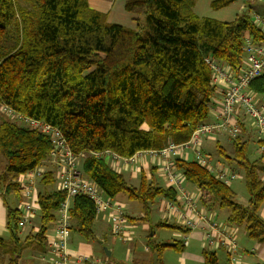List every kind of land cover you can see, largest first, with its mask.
I'll list each match as a JSON object with an SVG mask.
<instances>
[{
    "label": "trees",
    "instance_id": "trees-1",
    "mask_svg": "<svg viewBox=\"0 0 264 264\" xmlns=\"http://www.w3.org/2000/svg\"><path fill=\"white\" fill-rule=\"evenodd\" d=\"M234 1L212 0L209 6L217 10ZM194 3L124 0L126 11L144 17L142 24L134 18L136 25L131 28L108 22L107 13L91 8L88 0H0V104L58 128L71 150L83 153L81 176L111 199L121 195L138 203L143 220L150 218L158 197L173 201L175 189L144 174L137 186L129 184L111 168L104 153L129 157L137 151L188 141L200 123L211 120L215 89L205 58L226 63L236 72L245 39L264 40L247 8L224 22L197 16ZM249 89L256 99L264 100V70ZM243 119L238 115L241 133L229 139L233 154L216 147L229 165L235 162L241 169L247 204L238 203L231 188L199 165L193 154L189 153L191 158L176 155L174 162L183 179L198 189L199 204L208 210H226L227 225L242 229L248 240L263 243L264 219L259 209L264 202V164L250 159L246 135L251 133L257 148L260 140ZM51 149L49 138L39 130L28 129L0 112V197L9 233L8 239L0 238V263L7 259V264H18L26 248H44L48 227L65 193L57 189L54 168L39 176L40 185L56 188L37 192L34 222L38 228L21 240L19 179L40 168ZM8 196L18 205H10ZM69 214L70 233L74 230L85 240L97 239L90 199L74 196ZM182 245V240L147 243L158 256L166 246L179 252ZM217 250H202L203 264H219ZM224 258V264H230Z\"/></svg>",
    "mask_w": 264,
    "mask_h": 264
},
{
    "label": "built area",
    "instance_id": "built-area-1",
    "mask_svg": "<svg viewBox=\"0 0 264 264\" xmlns=\"http://www.w3.org/2000/svg\"><path fill=\"white\" fill-rule=\"evenodd\" d=\"M252 19L264 33V15L253 13ZM242 51L241 67L236 72L226 63L211 57L205 58V62L211 69L210 83L213 85L215 92L220 91L222 96L216 109L211 110L214 119L200 123L192 131L188 141L179 145L169 143L160 150L137 151L129 157L117 156L109 151L104 153L107 159L131 166L142 160L145 154L158 159L160 172L176 192L175 201L164 202L163 212L168 215H177L180 220H188L190 224L195 222L196 226L202 223L209 225L212 231L219 233L218 236L205 233V239L210 241L209 246H214L215 239L219 242L227 241L229 245H234L233 255L236 252L238 254L237 233L235 232V235V233L230 232L229 228L231 227L229 225L209 224L214 221L209 214L199 207L197 195L188 192L181 185L182 176L175 166L174 157L176 155L183 156L184 152L187 151L186 149L190 148V153L194 155V159L199 165L207 167L215 173L217 178L228 183L233 179V176L224 174L223 171L227 170L217 163L211 164V158L202 147V143L203 139L212 133H214L212 136L220 133H225L232 138L238 136L241 133L238 115H242L244 116L243 120L249 121L254 137L260 140L258 150L264 158V104L258 105L256 96L249 89L251 81L264 70V40L261 39L258 43H254L250 38H246ZM0 112L8 119L15 120L28 129L39 130L49 138L52 144L50 155H52L55 166L57 188L65 193V199L60 202L57 216L50 224L52 229L45 235V260L50 264H111L106 258L101 259L95 255L69 248L71 223L69 206L74 196L83 195L87 197L93 203L95 218L105 216L109 223L111 235L120 237L123 233L125 221L122 205L105 195L95 183L81 176L77 166V157H81L82 154L79 156L71 151L58 128L41 120L17 114L11 108L2 104H0ZM93 154L98 155L97 153ZM41 170L40 168L29 170L19 179L22 195L21 205L23 206L17 224L21 229L27 225H32L34 222L38 204L37 200H33L32 186L36 177L41 175ZM262 176L264 178V173ZM177 206L180 209H177ZM182 243L186 245V240L182 239ZM217 248L219 247H214V249ZM232 264L238 263L234 261Z\"/></svg>",
    "mask_w": 264,
    "mask_h": 264
},
{
    "label": "crops",
    "instance_id": "crops-1",
    "mask_svg": "<svg viewBox=\"0 0 264 264\" xmlns=\"http://www.w3.org/2000/svg\"><path fill=\"white\" fill-rule=\"evenodd\" d=\"M115 1V0H114ZM89 6L95 10L101 11V12H110L112 9V0H88ZM110 4H111V8H110ZM252 7H256V12L257 10H259L258 12H260V14L264 15V6H262L261 4H253L251 5ZM250 6V7H251ZM250 9V8H249ZM254 10H251V12H253ZM114 23V22H113ZM222 94L220 91H216L215 92V96L213 98V101L211 102V110L212 109H216L220 98H221ZM210 110V111H211ZM212 112V111H211ZM213 114V112H212ZM214 117L213 115H210V119L212 120ZM243 133V132H242ZM230 137L227 136V134L225 133H220V134H216L214 136H211V138L209 139H203V144L205 143H209V142H213L216 144L219 143V145H223L226 147H229V143H230ZM205 150V149H204ZM186 152H184L183 157L186 156ZM191 154V153H190ZM263 161V160H262ZM107 163L111 166L112 169H114L117 173H121V175L124 177V173L125 172H129L128 167H130V172L134 173V174H138V176L140 177V173L144 174L147 179H151L152 177H156L157 180H161L162 183H165L168 181L164 178V176L162 175V173L160 172V167L158 166V159H156L155 157H152L150 155H143L142 160H139L137 163H135V165H124L123 163H119V161H113L112 159H108ZM157 167V170H156ZM155 168V169H154ZM152 170L154 171V173H151ZM160 172V173H159ZM178 173H181L180 171ZM182 176V174H181ZM159 177V178H158ZM21 178V177H20ZM125 179V177H124ZM126 180V179H125ZM44 187V186H43ZM58 187V186H57ZM47 190L50 189H54L56 188V186L54 185L53 188H50V186L44 187ZM58 189V188H57ZM191 190V189H190ZM197 192V191H196ZM199 192V191H198ZM37 192L35 191V188L33 187V200L37 199L36 196ZM176 194V192H175ZM198 197V194H196ZM121 196V195H120ZM124 197V196H123ZM158 197L157 199L160 201H162V203H154V205L152 206L153 209L157 208L158 213L160 214V220L156 223V224H151L150 219H151V215L150 218L148 220H143V213L139 212V216H132L133 213L138 212V208L135 207V205H133L134 203H131V201L128 202V200L124 201L123 199H119V196H117V198L113 199L114 201L120 203L119 201H121L123 204V210L125 209L124 215H125V221H124V227H123V233L120 235V237H116L118 238L120 241H122L125 244H129L128 246H126L124 252H117L116 254V258L115 261H111L108 260L109 263L111 264H119V263H125V264H166L165 262V253L168 254L169 252L173 251L176 253V260H167V264H175L174 261H177V263L179 262L180 264H203V257L201 255V251L203 250V248H205V244L204 239H205V233L207 232L210 235H214V236H218L219 233H217L216 231H212L209 227V225L207 226L206 224L202 223L201 227H199V229L194 230L190 233H188L189 235V240H188V244L182 245V251H177L174 250L173 248H171L170 246H166V248H164V251L162 252L161 256L156 255V253L150 252L148 255V247H147V243L148 241H154L158 239L159 237V233L162 229L166 228H170V233H169V241L165 242L164 240L162 241V244H170V243H174L175 241L181 242L182 240V235H183V231H179L177 229H174L173 227H171V225H175L176 223L174 222L175 219L169 217V218H163V206H164V202L165 201H175L176 200V195H175V199L169 200V199H165V198H161ZM21 204V203H20ZM199 204V203H198ZM243 205L247 204V203H241ZM157 206V207H156ZM201 204H199V207L201 208ZM160 207L161 210H158V208ZM152 209V210H153ZM202 209L209 215L212 216V218L214 219V221L217 222L218 219V210L216 209H212V210H208L206 208H204L202 206ZM259 214L260 216L264 219V203L261 205L260 209H259ZM141 221L145 222V224L150 227V234L147 235L146 234V229L147 226L145 224H142ZM161 222H165V225H161ZM106 219L105 216L102 217H97V220L95 222V225L97 227H101L102 224H104V227H101L99 229V233L96 231V238L99 237H105V233L103 231H105V227H108L107 230H109L108 232H110L109 229V223ZM220 224H226L227 223L225 221L222 222H217ZM37 224L35 222H33L32 225H27L24 228H19V237L20 239H24L28 234L30 233H34L37 230ZM141 227V230H139ZM148 227V229H149ZM231 227V226H230ZM234 228V227H231ZM52 229V226L49 225V230L48 232H50V230ZM235 232L237 233V243H238V254L240 255V259H241V263L243 264H253L255 262H263L264 263V242L263 243H253L252 246H250V248H248V245H251L250 243H247V246H242L239 244V236L241 234V239H242V243H244L245 241H250L247 239L245 232L243 231V233H240V230L238 227H235ZM144 231V232H143ZM9 233L8 230L6 228V208L5 205L3 204V201L0 197V238L3 239H8ZM70 241V239H69ZM251 242V241H250ZM102 243V242H101ZM156 243H161V242H156ZM45 247V243L43 244ZM68 246L71 250L76 251V249L70 244V242L68 243ZM218 247V246H217ZM219 249V248H217ZM26 250H30L29 252H27L26 254H21V257L18 260V264H25L24 262H28V264H50L49 262H47L45 260V253H46V247L45 250L43 248V250H31V249H26ZM80 250V249H79ZM109 251V255L108 257H110L112 255V253L114 252V248L113 251L111 249H108ZM81 252H83L82 250H80ZM35 252V253H34ZM86 253V252H83ZM219 253H223V251H216V254L218 256ZM30 254V255H27ZM88 254V253H86ZM93 255V254H91ZM107 256V255H106ZM156 256V257H155ZM0 264H7V259L3 260L2 263Z\"/></svg>",
    "mask_w": 264,
    "mask_h": 264
},
{
    "label": "rangeland",
    "instance_id": "rangeland-1",
    "mask_svg": "<svg viewBox=\"0 0 264 264\" xmlns=\"http://www.w3.org/2000/svg\"><path fill=\"white\" fill-rule=\"evenodd\" d=\"M211 1L212 0H195L194 7H193L194 13L197 16H199V17H209V18H213V19H216V20H219V21L228 22V21L233 20L237 16H239L242 12H245L246 11V8H247V12L249 11V14L250 15L253 14L254 11L251 12V10H256V7L255 6L254 7L251 6L253 4H261L262 6H264V0H235L233 3H230L226 7H223V8L217 9V10H213L209 6V4H210ZM112 5L113 6H112L111 11L108 12V13L106 12L107 13V16H108L107 17L108 22H114V23H118V24H122L124 26H128V27L134 28L135 25H136V23L134 22L133 19L138 17L139 20H140V23L141 24L143 23V21H144V17L143 16H137L136 14L129 13L128 11L125 10V8H124V0H115V1L112 0ZM110 8H111V4H110ZM256 100H257L258 103H263L264 104V100L263 101H261L259 99H256ZM210 115H213L212 112H210ZM252 133H253V130H252ZM213 134L214 133L206 136L205 141H206V139L211 138V136ZM245 139H247L249 141V148H248V150H249L250 159L256 161L257 164H259V165L260 164H264V162H263L264 161V158L261 157V154H260V152H259V150L257 148V144H256L255 140L253 139V137H252V135H251L250 132H249V136L246 135V138ZM229 144H230L229 147H226V146H223V145H220V146L224 150H226V152H228L230 155H232L233 154V147H232V144L231 143H229ZM218 145H219V143H218ZM202 147L205 149L206 153L211 158V161H210L211 164L217 163L218 165H220L221 167H223L225 170H227V171H223L224 174H229L230 176H233V179L231 181H228V183H225L224 180L217 178V176L215 175L214 172L210 171L207 167H206V169L216 179L224 182L226 185H228L231 188V190L236 195L235 197H236V201L238 203H247L248 202V196H247V193H246L245 184H244V176H243V173H242L241 169H239L236 166L235 162H232L231 165H229L228 162H227V160H225L224 158H222L218 154V147H216V142L215 143L209 142V143H206V144L204 143ZM186 150H187L186 151V153H187L186 158H188V157L191 158V156L189 154L190 151H191L190 148H188ZM74 154L80 156L83 153H79V154L74 153ZM51 156L52 155H50V152H49L48 157L43 161L45 163H43V164L40 165V169H42L41 170V174H43L49 168L50 169L51 168H55L54 162H53V158ZM77 158H78V163H77L78 169H81V162H79V161H81V158L80 157H77ZM128 170H129V172H125L124 173V177H125L126 181L129 184L133 185V186H137L138 183H139V178L140 177L138 176V174L131 173L130 172V167H128ZM156 170H157V167H156ZM151 173H154V171L152 170ZM263 173H262V175H263ZM261 178H263V176ZM152 179L155 182H157L159 185H162L163 187L170 186L167 182L162 183L161 180H157L156 177H152ZM40 184H41L40 183V178L39 177H36V179L34 181V184L32 186V187L35 188V191L36 192H40V191H42V190L45 189ZM181 185L188 192H190V193H192L194 195H196V194L199 195L198 189L195 186H193L192 184L187 183L183 179V177H182V183H181ZM50 188H53V186L52 187L50 186ZM161 198L162 197H160L159 199H161ZM6 199H7V202L10 205H12V206H17L18 205V203L16 202V200H15L14 197L8 196ZM119 199H123L124 201L127 200L123 196H119ZM119 202L121 204H123L121 201H119ZM131 203H134L133 205H135V207L138 208V210H137L138 212L133 213V215H132L135 218V216H139V212H142V209H141V206L138 203H136V202H131ZM155 203H162V201L161 200L160 201L157 200ZM197 203H200L199 200L197 201ZM176 208L177 209H180L179 206H177ZM201 208H202V206H201ZM152 209H153V207H152ZM158 210H161L160 207L158 208ZM163 210H164V206H163L162 211ZM124 212H125V209H124ZM218 212H219V214H218L217 222L225 221L226 215H227V211L226 210H218ZM169 217L175 219L174 222L176 224L173 226V228L174 229H177V230H179L181 232L182 231L184 232L183 235H182V239H185L186 240V245L188 244V240H189L188 233H190V232H192L194 230H197V229H199V227H201L200 224H199V226H196V223L195 222L192 223V224H190L188 222V220H180L177 215H174V214L168 215V214H165L163 212V218H169ZM37 218L38 217H36V220H37ZM211 219L214 221V219L212 218V216H211ZM96 220H97V218L95 219L94 222H96ZM159 220H160V214L158 213L157 208H155L151 212L150 222H151V224H156ZM217 222L214 221V222L209 223V224H213V223L220 224V223H217ZM141 223L142 224H145V222H143V221H141ZM224 225H226V224H224ZM101 227H104V224H102ZM101 227H97L95 225V234H96V231L99 233V229ZM148 227H149V225L147 226V229H146V234L147 235L150 234V227H149V229H148ZM107 228L108 227H105V231H103L105 233V237H99V238H97L95 240H85L84 238H82L81 236H79L74 230H71V233H70V241L69 242H70V244L77 251L80 249L83 252H86L88 254H93V255L101 258V259L106 258L107 260L115 261V259H117L116 258L117 252H119V251L124 252L126 246H128L129 244H125L122 241H120L118 238L112 236L111 233L108 232L109 230H107ZM234 228H229V231L232 232V233H235V229ZM139 230H141V227H140ZM170 231H171L170 228H168V229H166V228L162 229L160 231V233H159L158 239L155 240V242H161L162 243L163 240L165 242L169 241V236H170L169 233H170ZM240 233H243V230L242 229L240 230ZM235 235H236V233H235ZM238 236H239V241L238 242L242 246H247L246 244L247 243H250L251 245H248L247 246L248 248H250V246H252L253 243H257V242L252 241V240H251V242L250 241H247V242L245 241L244 243H242L241 234L238 235ZM99 241H101L102 243H99ZM203 243L205 244V248H203V250L204 249H207L208 251H213L214 247L218 246L219 249L217 251H223L224 252V255H223V253H219L218 254L219 264H224V260H225L224 257L225 256L229 258V263L230 264H232V262H234V261L236 263H238V264H241L242 261L240 259V255L237 254V252L234 255L232 254L234 245H229L227 241H225V242H219L217 239H215L214 246L213 247H210L209 246L210 241L207 240V239H204V242ZM107 248L108 249H111L112 251H113V248L115 249L114 252L112 253V255L110 257L106 256V254H105V250H107ZM26 249L24 250L23 254H26L27 252L30 251V250H26ZM44 250H45V247H44ZM150 252L151 251L149 249L148 255H149ZM27 255H30V254H27ZM164 255H165V262H166V264H167V260H170V259L176 260L175 259L176 253L173 252V251L169 252L168 254L165 253ZM24 263L25 264H28V262H24ZM174 263L175 264H180L179 262L177 263V261H174Z\"/></svg>",
    "mask_w": 264,
    "mask_h": 264
},
{
    "label": "water",
    "instance_id": "water-1",
    "mask_svg": "<svg viewBox=\"0 0 264 264\" xmlns=\"http://www.w3.org/2000/svg\"><path fill=\"white\" fill-rule=\"evenodd\" d=\"M99 243H101V241H99ZM105 254L108 256L109 255V251L105 250Z\"/></svg>",
    "mask_w": 264,
    "mask_h": 264
}]
</instances>
